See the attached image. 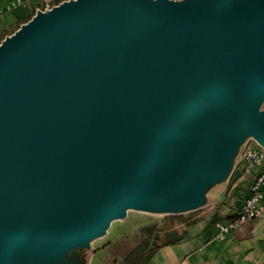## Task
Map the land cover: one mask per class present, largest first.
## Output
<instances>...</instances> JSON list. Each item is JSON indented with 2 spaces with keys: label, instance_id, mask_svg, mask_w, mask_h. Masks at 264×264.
<instances>
[{
  "label": "water",
  "instance_id": "1",
  "mask_svg": "<svg viewBox=\"0 0 264 264\" xmlns=\"http://www.w3.org/2000/svg\"><path fill=\"white\" fill-rule=\"evenodd\" d=\"M264 149V0H62L0 42V264H93Z\"/></svg>",
  "mask_w": 264,
  "mask_h": 264
},
{
  "label": "crops",
  "instance_id": "2",
  "mask_svg": "<svg viewBox=\"0 0 264 264\" xmlns=\"http://www.w3.org/2000/svg\"><path fill=\"white\" fill-rule=\"evenodd\" d=\"M8 1L1 0V4ZM39 7L38 1H29L7 11L0 16V33L9 31L24 19V15ZM255 170L264 172V165ZM253 175L254 172L246 171L245 162L241 160L232 177L231 192L226 195L225 190L217 208L191 227L182 241L162 247L149 264H264V214L256 220L238 225L224 240L218 238L217 223L220 221H214L217 215L233 216L237 212L239 203L249 193ZM235 191L239 192V198L235 197Z\"/></svg>",
  "mask_w": 264,
  "mask_h": 264
},
{
  "label": "trees",
  "instance_id": "3",
  "mask_svg": "<svg viewBox=\"0 0 264 264\" xmlns=\"http://www.w3.org/2000/svg\"><path fill=\"white\" fill-rule=\"evenodd\" d=\"M61 1L62 0H58L57 3ZM34 13L35 10L27 15L28 18L23 19L19 24L28 21ZM232 183L233 180L226 190V195L231 192ZM235 192V197L239 198V192ZM233 218H235V215H217L214 217V221L218 222L222 220L228 222ZM203 219V217H200V214H193L191 216H170L165 217L160 224L142 227L140 232H142L143 238L135 243V245L127 253H125L124 256L116 262V264H149L155 254L162 247L174 245L182 241L187 236L189 229Z\"/></svg>",
  "mask_w": 264,
  "mask_h": 264
},
{
  "label": "built area",
  "instance_id": "4",
  "mask_svg": "<svg viewBox=\"0 0 264 264\" xmlns=\"http://www.w3.org/2000/svg\"><path fill=\"white\" fill-rule=\"evenodd\" d=\"M29 1H38L40 8L48 9L54 5L55 0H9L4 5L1 4L0 0V16ZM242 160L245 162L246 171L248 173L254 172V175L250 183L249 193L239 203L237 212L234 214L235 218L228 222L220 221L217 223L218 238L221 240H224L226 235L238 225L256 220L264 214V172L255 170V168L264 165V149L257 143L250 142L245 149Z\"/></svg>",
  "mask_w": 264,
  "mask_h": 264
},
{
  "label": "rangeland",
  "instance_id": "5",
  "mask_svg": "<svg viewBox=\"0 0 264 264\" xmlns=\"http://www.w3.org/2000/svg\"><path fill=\"white\" fill-rule=\"evenodd\" d=\"M24 16V19L28 18L27 15ZM21 24L17 23V26H12L13 28H10L9 32H1L0 42L6 35L14 32ZM251 145H253V143H251ZM224 195L223 193L213 205L198 212L183 216L200 214V217L205 218L217 208V205L220 203L221 199H223ZM164 218L165 217L151 216L142 213H131L130 217L126 220L114 222L108 236L96 242L98 250L93 259V264H116L135 243L143 238V234L140 232L142 227L160 224Z\"/></svg>",
  "mask_w": 264,
  "mask_h": 264
}]
</instances>
